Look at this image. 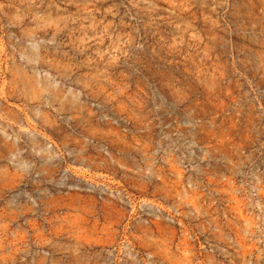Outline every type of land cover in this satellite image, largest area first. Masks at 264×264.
Wrapping results in <instances>:
<instances>
[{
  "label": "rangeland",
  "instance_id": "374dc122",
  "mask_svg": "<svg viewBox=\"0 0 264 264\" xmlns=\"http://www.w3.org/2000/svg\"><path fill=\"white\" fill-rule=\"evenodd\" d=\"M0 264H264V0H0Z\"/></svg>",
  "mask_w": 264,
  "mask_h": 264
}]
</instances>
